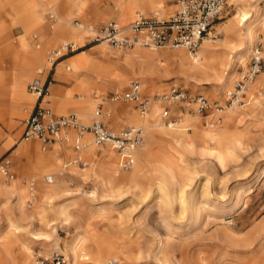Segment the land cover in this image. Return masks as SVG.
<instances>
[{"label":"rangeland","instance_id":"1","mask_svg":"<svg viewBox=\"0 0 264 264\" xmlns=\"http://www.w3.org/2000/svg\"><path fill=\"white\" fill-rule=\"evenodd\" d=\"M7 1L13 3V20H17L12 24L11 36L21 34L8 39L0 48V86L6 88V93L0 94V119L6 125L12 126L16 115L25 118L24 109L34 104L31 97L23 98L13 109L9 89L18 68L32 62L27 83L36 68L45 63L46 54L65 40L85 43L78 50L86 49L87 63L71 70H65L63 64L58 68V73L78 76L74 84L80 81V90H73L71 99H57L53 94L52 106L58 113L74 111L81 120L90 123L98 103L104 100L102 106L109 111L105 120L110 126L117 130L129 125L141 126L142 118L133 101L107 102L111 92L126 89L133 79L141 81L143 92L152 98V104L162 106L157 94L176 83L192 94L204 93L212 101L221 103L224 111L220 123L216 122L220 113L215 109L209 115L188 110L189 114L187 110L180 112L179 104L174 113L180 120L184 118L182 122L162 125L159 115L155 122L151 121L141 147L134 151L133 166L128 169L120 165L118 152L109 144H89L78 152L73 143L63 140L64 131L62 139L52 145L66 146L76 156L59 159L49 149L43 150L38 139L21 142L14 156L27 155L28 164H24L22 157L10 156L16 179L6 180L0 173L3 190L15 183L26 190L23 204L12 194H0V264H31L38 254L50 255L56 250L68 255L70 264L104 263L114 259L120 264H264V80L250 94L252 87L264 78V0H241L242 3L229 0L222 18L214 23L210 38H205L208 42L204 39L203 42L211 45L226 44L230 48L226 52L231 61L219 74L212 69L217 59H212L205 49L197 54V61L205 66L195 72L190 71L187 62L169 55L184 50L189 61H193L192 53L184 47H157L153 50L157 56L150 57L153 59L134 57L126 62L124 55L138 46L121 49L108 42L95 46L98 42H90L88 32L75 23V19L93 23L111 18L118 21V11L127 3L148 5L151 0ZM154 1H161L162 10L158 11L161 16L176 8V5L167 6L165 0ZM1 2L4 7L0 9V18L7 19L9 7L6 0ZM52 8L57 11V18L50 20L47 11ZM243 11L250 15L247 25L243 26V33L253 30L250 43L243 42L240 35L226 36L222 31L226 24L238 22ZM138 12L143 11L136 8L132 17ZM40 15L53 30L45 43L42 30L36 27L41 23ZM130 20L127 18L122 24ZM62 26L80 30L83 39L76 41L71 34L64 36ZM5 30L0 20V34ZM34 32L43 40L40 49L32 48L35 47ZM21 38L28 44L24 45ZM99 45H104V51L111 54L106 55ZM258 45L263 67L248 82L241 101L233 103L237 80L252 65ZM229 75L231 81L227 83ZM75 91L79 93L77 98ZM83 103L90 106L92 117L88 119L76 111ZM133 114L139 119L134 123L130 119ZM148 117L155 118L152 108ZM212 130L221 137L218 144L203 141ZM1 131V138L8 136L5 127ZM20 136L21 133L8 140L6 149L15 145ZM87 138L88 142L92 141L90 136ZM183 140L193 145L191 151L183 148ZM205 145L222 152L224 159L220 161L215 156L202 154ZM31 146L38 148L43 158L36 150L31 152ZM108 147L117 157L114 172L128 176L125 181L114 180V172L103 163L104 149ZM78 156L86 165L77 162ZM48 173L54 174L53 182L46 181ZM31 182H34L33 190ZM54 186L64 191L48 198L40 190ZM27 248L36 252L32 259L24 254Z\"/></svg>","mask_w":264,"mask_h":264},{"label":"built area","instance_id":"2","mask_svg":"<svg viewBox=\"0 0 264 264\" xmlns=\"http://www.w3.org/2000/svg\"><path fill=\"white\" fill-rule=\"evenodd\" d=\"M178 7L169 15H148L138 12L128 23L122 24L116 19L99 25H86L75 21L88 32L90 41H107L117 48L133 47L141 44L145 47H184L190 53L196 54L202 41L212 30L213 24L220 20L229 0H177ZM50 18H56L54 11L49 12ZM81 45L73 40H65L53 47L47 56L49 65L40 66L37 74L29 81L28 89L37 95L35 104L28 110L25 117V129L22 139L39 138L42 147L55 143L62 138L61 133L67 128L76 129L73 146L81 150L87 145L85 133H91L93 142L97 145L109 144L120 155V165L125 168L133 166L135 149L142 144L145 137L144 126H130L115 129L103 119L101 104L95 111L92 122L81 120L77 113H56L50 106L51 85L55 81L56 66L68 55L80 49ZM263 56L259 45L255 48L252 65L237 80L236 90L233 92L232 101H241L248 82L261 71ZM69 67V64H66ZM161 101L160 120L167 125H176L180 119L174 113L179 104L181 110L194 111L209 115L213 109L222 110L223 106L217 101H212L204 93L192 94L190 90L180 84H172L167 90L157 94ZM111 101H133L141 113H146L151 108V99L143 92L142 83L138 79L130 81L129 86L123 90L111 93ZM179 116V115H178ZM221 118V116L219 117ZM217 122V121H216ZM79 161L85 165L83 159ZM0 171L7 180L15 178L11 169V158L0 154ZM46 181L52 182L54 174L48 173ZM31 264H70V257L62 251H53L50 255L38 254ZM89 264H119L117 259L106 262Z\"/></svg>","mask_w":264,"mask_h":264},{"label":"bare ground","instance_id":"3","mask_svg":"<svg viewBox=\"0 0 264 264\" xmlns=\"http://www.w3.org/2000/svg\"><path fill=\"white\" fill-rule=\"evenodd\" d=\"M239 1L241 2V0H234V2H236V3H238ZM147 4L148 5H140L139 6L138 4H135V3H132V2L127 3V5L124 6V9L123 10H121L120 12L118 11V16H117L118 21L120 23H125V21H126L127 18H131V20H132L137 15L136 14L135 16L132 17V14L134 13V10L136 8H139L143 12L144 11H151L153 13L156 12L155 13L156 15H162V14H160L158 12L159 10H162L161 1L157 2V1L151 0ZM239 6H242V4H239ZM147 9H151V10H147ZM163 10H165V9H163ZM148 15H153V14H148ZM249 16L250 15H248L247 12L243 11L240 14V17L238 19V22L232 21L230 24H226L222 28V31H224V33H225L226 36L240 35V36H242L243 42L250 43V41L253 39V30L248 29L245 33H243L244 32V27L243 26H246L247 25V21L249 19ZM60 30L62 31V33L64 34V36L71 34L72 37H74L76 39V41H80V40L83 39V35H82V33H81L80 30L73 29L72 27L66 29L63 26L60 27ZM211 33L212 32H210V34ZM208 36H206V37H208ZM21 39H22L24 45H27L28 44L27 41L24 38H21ZM205 40L208 42L207 39H205ZM104 42L107 43V41H100L97 44L104 43ZM207 42H203V44L201 43L202 44V49L201 50L205 49L208 52V55L212 57V59L214 57L217 59L216 63L212 66V69H213V71H215L216 73L219 74V72L221 71V69H223L224 67H226L228 65V63L231 61L230 58L228 57L229 56V53L226 52L227 51V48H229V47L226 44H224V45L219 44V45H215L214 46V45H211V44H209ZM79 45L83 46V45H85V43L84 44H79ZM101 46H104V45H101ZM137 46H138V48H141V49H143V48L147 49V50L144 49L145 51H143L142 56L143 55H145L147 57H154V56H156V52L153 51L156 48L145 47V46H143L141 44H137L136 45V48H137ZM199 49H198V51H199ZM84 50H86V49L77 50V51H75V53H73L69 57L70 59H68V60L70 61L71 67H73V68H82V67H84L86 65V63H87V57H86V51H84ZM104 53L106 55H110L111 54L108 51H104ZM197 54H198V52L196 54H192V60L193 61H189L190 60L189 59V56H188V54L184 50H178L176 52H170L169 53V55H173L172 57L180 58V60H182L183 62H187L190 71H193V72L200 71L203 68V65H204V63H202L201 61H197ZM133 56H136V57L139 56L138 55V52L137 51L127 52L126 55H125L127 62L131 61ZM62 64L63 63H60V65L58 66V68ZM209 65H210V63H209ZM32 67H33L32 62L29 63V64H27V65L22 64L21 67L18 68V71L16 72L15 76L12 77V79H11V84H10V89L9 90H11V95H12L11 101L13 103V109L16 108V106L18 105V103L20 101H22L23 98H30L31 97L32 100H34L33 103L35 104V102H36L37 95L35 93L30 92L26 88V79L30 75ZM228 67H230V66H228ZM74 71H75V69H74ZM226 80H227V83H230V81H231V75H229ZM263 80H264V78H262V79L260 78V80L252 87V90H251L250 94H253L254 89L257 88L256 86L260 82H262ZM51 86H53V85H51ZM1 93L2 94H5L6 93V88L4 87V85L3 86H0V94ZM49 96L52 99V93H50ZM150 99H151L152 114L155 117L153 120L149 119V117H148V114H149L151 108L146 113L143 114L136 107V109L138 110V112L140 114L139 115V118H140V116L142 118L141 119L142 120L141 126H144L145 132H146L147 129H150L151 128V121H154V122L156 121L157 117L160 115L159 114L160 113V110L162 109V106L160 105V103H158V104H156V103L152 104L153 103L152 102V98L150 97ZM107 102H113V101L108 100ZM113 103H116V102H113ZM51 105H52V101H51ZM97 108H98V105H97L96 109ZM29 109H31V107L24 109L25 117L28 115V110ZM96 109H95V111H96ZM102 109H103V112H104L103 113V119L105 120L106 115L109 113V111H108V108L105 107V105H104V107ZM228 110H230V108ZM76 111L79 112V113H81L87 119L90 118L91 113H90V106L88 104L83 103L81 107H78L76 109ZM95 111L93 112V117L91 115V117H92L91 119L92 120L94 119ZM223 111H224V109H222V110H216V112H219L220 113V116H222L221 113H223ZM186 112L190 114V112H188V111H186ZM186 112H184V115L186 114ZM137 118L138 117H137L136 114L130 115L131 122H133V123L134 122H137L139 120ZM92 120H91V122H92ZM183 120H184V118L181 119L180 121L182 122ZM217 122L220 123L221 122V118H218L217 119ZM158 123L160 124V122H158ZM162 125H164V123ZM65 133L66 134L63 137V140L65 142H67V143L68 142L69 143H73L75 133L73 134V136H71V134H70L71 131H69V130L68 131L66 130ZM208 133H207L206 137H204V140H203L205 143L212 142L214 144H218L221 141V137L218 135V133L216 132V130H212L211 133H209V134ZM88 136H90V138L92 139V141L88 142L89 141L88 138H87ZM84 138L87 141V145L84 148H82L81 150H79L78 152L84 151L88 147L89 144L90 145H93L94 144L93 137H92L91 133H85ZM181 139H184V138H181ZM181 139H177V141H182ZM30 140H32V139H30ZM30 140H24V139H22L20 137L18 139V141H17L18 144L16 145L14 151L12 152V155L14 156V154H17L18 153V147L17 146L21 142H26V141H30ZM183 144H184L183 145V148L186 151H191L193 149V145L190 144L189 142L184 141ZM34 150H36V153H37L38 156H40V158H43V155L38 152V148L31 146L30 147V151L33 152ZM201 153L202 154H208L210 156H215L220 161L224 159L223 153L220 152V151H218L215 147H209V146H206L205 145V146L202 147ZM119 158H120V155H119ZM79 159H83V158L81 156H78V160ZM116 159H117L116 155L112 152V150L109 147L106 148V149H104V153H103V163L104 162L107 163L106 166H107V168H108L109 171H113L114 172V165L116 164ZM163 167H164V169L166 171L167 170H168V172L170 171V169L168 167H165V166H163ZM44 169H46V166L45 167H42V170H44ZM0 173H1V175H3L1 171H0ZM92 173L93 174H96V171H92ZM170 173H171V171H170ZM113 178H114V180H116L118 182H121V181H125L128 178V176H126V175H124L122 173L114 172L113 173ZM34 179H36V178H34ZM47 182H49V181H47ZM40 190H42V192H45L46 197H48V198H52L54 196H58L60 193H62L64 191L59 186H54V187H50L48 189H40ZM25 191L26 190L22 189L17 183L13 184L12 186H10V187H8V188H6L4 190L0 187V194L1 193L12 194V195L18 197V201H19L20 204H23L25 202ZM52 228H53L54 231H56L55 228H54V226H52ZM47 242H51V241L50 240H47ZM24 254L26 255L27 258L32 259V257L35 256L36 252L34 250H32L31 248H27V250L24 252ZM74 257H76V253H74ZM30 259H29V261H30Z\"/></svg>","mask_w":264,"mask_h":264},{"label":"crops","instance_id":"4","mask_svg":"<svg viewBox=\"0 0 264 264\" xmlns=\"http://www.w3.org/2000/svg\"><path fill=\"white\" fill-rule=\"evenodd\" d=\"M2 0H0V9H2L4 6H3V4H2V2H1ZM47 1H45V3H46ZM165 3H166V5L167 6H170V7H174L175 5H176V8L178 7V1L177 0H165ZM6 5L9 7V16H8V18L7 19H3V18H0V20H2V22L4 23V28H6V30L4 31V32H2L1 34H0V48H1V46L4 44V42L5 41H7L8 39H13V38H15L17 35H19V34H21V33H19V34H16L15 35V37H12L11 36V29H12V24L13 23H16V21L17 20H13V17H14V15H13V3L12 2H8L7 0H6ZM42 5H45L44 3L43 4H40L39 5V7L40 6H42ZM6 6V7H7ZM39 7H38V9H39ZM175 8V9H176ZM174 9V10H175ZM173 10V11H174ZM50 11H54L55 12V14H56V18H57V11L55 10V9H49L48 11H47V18H49L50 20H53L54 18H50V15H49V12ZM172 11V12H173ZM38 12H39V10H38ZM172 12H169V14L167 15V16H169ZM143 13V12H142ZM40 14V13H39ZM40 17H41V23L40 24H38V26H36V27H40V29L42 30V32H43V34H44V43H45V40H46V38H47V36L48 35H50L51 33H52V28H51V26H49L45 21H43V19H42V16L40 15ZM55 18V19H56ZM87 19H91V18H87ZM111 19H115V18H111ZM81 21L80 19H75V21ZM93 20V19H92ZM110 19H108V20H106V21H104V22H102V23H105V22H107V21H109ZM18 21H20V20H18ZM81 22H83V23H85L86 25H99V24H102V23H93V22H90V21H81ZM76 23V22H75ZM76 26H80V25H78L77 23H76ZM213 26H214V24H213ZM81 27V26H80ZM82 28V27H81ZM24 29H25V27H24ZM86 32H87V30L85 29V28H83ZM24 33V32H23ZM212 34V33H211ZM28 36V35H27ZM4 38V39H3ZM32 38H33V42H34V45H35V47H33L32 45H31V41H30V45L32 46V48H36V49H40L41 47H42V43H43V40L42 39H40V35L37 33V32H34V34L32 35ZM208 38H210V36L209 37H207V39ZM29 39V38H28ZM30 40V39H29ZM91 42V41H90ZM203 43V42H202ZM97 44V43H96ZM95 44V46H97ZM44 45V44H43ZM94 46V45H93ZM100 46V50L101 51H104V46H101V45H99ZM56 47V46H55ZM134 47H136V45L135 46H133V47H129V48H131V49H133ZM200 49H202V44H201V47H200ZM200 49H199V51H200ZM86 51V50H85ZM134 51H137L138 52V55L139 56H137V57H143V58H146V59H153V58H150V57H145V55H143L142 56V54H143V51H145L144 49H141V48H138V49H135ZM142 51V52H141ZM198 51V52H199ZM81 52V51H80ZM130 52V51H129ZM75 53V52H74ZM73 54V53H72ZM72 54H70V55H68L67 57H65L60 63H63V66H64V69L65 70H71L72 68H71V65H70V63H69V61H68V59H70L69 57L72 55ZM77 54V53H76ZM75 55V54H74ZM73 55V56H74ZM126 55V54H125ZM125 55H124V57H123V59L127 62V60H126V57H125ZM47 56H48V54H46V58H45V63L43 64V65H40V66H46L47 65V63H48V61H47ZM156 56H157V53H156ZM155 56V57H156ZM133 57H136V56H133ZM133 57H132V59H133ZM130 62V61H129ZM60 63L56 66V69H55V81H54V83L52 84L53 85V87L51 86V92L50 93H52V96H53V94H54V96L57 98V99H61V100H65V99H71L72 98V93H73V90H80V87H79V82L77 83V84H74L75 83V81H76V79H77V77L78 76H71V77H68V75H67V73H58V66L60 65ZM36 64V63H35ZM34 64V65H35ZM66 64H69V67H67L66 66ZM40 66H38L37 68H36V71H35V74L33 75V77L37 74V70H38V68L40 67ZM31 72H32V69H31ZM31 74V73H30ZM30 76V75H29ZM28 76V77H29ZM27 77V78H28ZM32 77V78H33ZM31 78V79H32ZM90 78L92 79V76H90ZM30 79V80H31ZM29 80V81H30ZM29 81L26 83V86H27V89H28V83H29ZM173 84H176V83H173ZM95 87V85L94 86H92V90H93V88ZM29 90V89H28ZM27 90V91H28ZM123 90V89H122ZM30 91V90H29ZM115 91H117V90H115ZM31 92V91H30ZM114 92V91H113ZM92 93V92H91ZM112 93V92H111ZM74 96L77 98V97H79V93L77 92V91H75V93H74ZM93 98H95V97H93ZM51 101H52V103H53V99H51L50 98V106L52 107V109L54 110V108H53V106L51 105ZM104 100H102V101H100L99 103H98V105L99 104H101L102 105V102H103ZM113 102H115V101H113ZM102 107H104V105L102 106ZM55 111V110H54ZM56 112V111H55ZM72 112H74V111H72ZM56 113H58V112H56ZM63 113V112H62ZM68 113H71V112H68ZM76 113V112H75ZM20 119H22V121L21 122H19L20 121ZM120 121H121V119H120ZM124 123H126V121H124ZM128 123V122H127ZM128 124H130V123H128ZM130 126H135V125H129V126H127V127H130ZM3 127H5V131H6V133H8V136H6V135H3V138H1L0 137V154H3V153H5V154H7L9 157L10 156H12V158L13 159H17V158H21L22 157V159L24 160V164H28V156L27 155H22V156H18V155H15V156H13L12 155V152L14 151V149H15V147H16V145L18 144V143H16L15 145H13V146H11V147H9L8 149H6V146H5V144L7 143V141L8 140H10L12 137H15L16 135H18V134H20L21 133V138H22V135H23V132H24V129H25V118H21L19 115H16V117L14 118V122H13V124H12V126H10V125H6L5 123H4V121L2 120V119H0V134H2V131H1V129H3ZM127 127H123V128H127ZM114 128V127H113ZM122 128V129H123ZM66 130L68 131H71V132H73V133H76V129H73V128H67V129H65L64 131L66 132ZM16 138V137H15ZM19 138V137H18ZM30 139H38L39 141H41L39 138H36V137H33V138H30ZM30 139H27V140H30ZM62 139V138H61ZM24 140H26V139H24ZM62 141V140H61ZM60 141V142H61ZM74 147V146H73ZM41 148L43 149V150H50V151H52L53 153H54V155L56 156V157H58L59 159L60 158H68V157H73V156H76L77 154L74 152V151H70V150H68L67 148H66V146H63V145H60V147H57L56 145H50V146H48L47 148H43L42 147V142H41ZM74 150H76L75 148H74ZM76 151H78V150H76ZM11 158V157H10ZM77 161V160H76ZM78 163H80V164H82L79 160L77 161ZM26 165H24L23 167L24 168H27L26 170L27 171H30V169L26 166ZM83 165V164H82ZM86 165V164H85ZM11 169L13 170V172L15 173V178L14 179H12V180H15L16 179V176H17V172L13 169V162H12V159H11ZM55 178V177H54ZM6 179V178H5ZM7 180V179H6ZM9 181H11V180H9ZM54 181V180H53ZM34 189V182H31V190H33ZM31 193H32V195H34V191H31Z\"/></svg>","mask_w":264,"mask_h":264}]
</instances>
